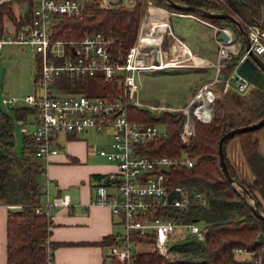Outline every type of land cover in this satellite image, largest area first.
Here are the masks:
<instances>
[{
	"label": "built area",
	"instance_id": "obj_1",
	"mask_svg": "<svg viewBox=\"0 0 264 264\" xmlns=\"http://www.w3.org/2000/svg\"><path fill=\"white\" fill-rule=\"evenodd\" d=\"M28 1L0 0V7L4 3L9 4L11 10V14L4 12L0 15V49L7 45L28 46L33 51V61L36 55L39 65L34 72L32 90L23 95H4L5 104L32 109L31 113L17 121L22 133L30 135L34 153L39 158L58 153L53 139L59 132L73 135L88 128L96 131L109 129L112 137L110 148L101 147L99 154L113 162L114 169L97 179L96 193L91 202L106 205L121 216L123 233L108 245V254L115 263L136 264L138 251L134 244L146 241L165 258L174 260L176 253L171 249L174 243L187 237H195L197 241L205 239L206 224L195 219L189 210L207 205L208 197L200 189L175 182L169 174L175 165L191 167L194 161L189 155L171 157L143 152L145 145L166 133V127L161 123L132 120L127 109L134 105L153 113L163 109L177 110L183 116L179 138L188 142L194 134L196 119L208 122L213 117L214 100L206 91V86L223 80L224 91L233 88L242 94L255 86L237 71V65L225 75L227 60L240 48L239 37L227 25L213 24L191 12L147 1L136 39L125 58L119 60L115 59L112 51L115 38L101 30L85 31L79 37L57 36L61 16L82 15L87 11V0H32L30 11ZM216 1L227 5V0ZM134 2L121 1L126 6H132ZM112 4L110 0H98L100 8H108ZM157 9L165 13L166 22L163 25L160 18L164 16L155 17ZM171 15L191 16L213 28L215 60L201 57V61L196 63L188 58L189 54L180 53L179 44L186 43L170 25ZM153 25L162 26V29L154 34L157 44L150 48L146 47L145 35H152L149 29ZM245 30L249 49L245 48L239 63L247 57L250 49L264 60V27L256 22H247ZM220 31L226 33V40L218 37ZM166 35L170 42L164 49ZM188 48L190 53L192 50ZM168 54L170 57H167ZM186 59L188 61L184 62ZM173 67H211L215 69V74L180 108L140 101V72ZM86 77L102 82L115 81L117 91L113 95L96 96L75 90L64 91L63 80L71 79L70 87L73 88L76 87L75 79ZM69 202V195L61 194L37 206L36 212L51 220L53 209L69 205ZM8 206L21 208L19 203ZM43 251V264H61L55 260L48 238L43 242ZM233 252L235 255L247 253L249 260L261 264V255L256 256L254 251L236 247Z\"/></svg>",
	"mask_w": 264,
	"mask_h": 264
},
{
	"label": "trees",
	"instance_id": "obj_2",
	"mask_svg": "<svg viewBox=\"0 0 264 264\" xmlns=\"http://www.w3.org/2000/svg\"><path fill=\"white\" fill-rule=\"evenodd\" d=\"M146 1L135 0L132 6L117 1L108 8H100L98 0H87L88 8L82 15L61 16L57 36L79 37L85 31L101 30L115 38L112 44L114 57L123 60L136 39ZM172 1L192 4L206 10H224L237 18L244 28L247 22H256L264 27L261 15L264 0H227V5L216 0ZM28 2L30 11L33 1ZM155 2L169 9L190 12L177 9L164 0ZM4 12L11 14L9 4L1 5L0 15ZM28 17L27 14L26 18ZM209 18L220 25L230 22L226 18ZM232 26L236 34H239L234 24ZM244 50L242 41L238 52L227 60L225 75L238 65ZM33 62L35 69L38 68L36 55ZM84 81L85 78L75 79L76 87L71 88L72 81L68 78L62 81V87L64 91H78ZM103 86L104 94L113 95L117 91L115 81L103 82ZM223 86L224 81L221 80L205 87L214 100L213 117L208 122L196 119L194 134L188 142H182L179 138L183 120L180 112L164 110L155 114L134 105L128 106L130 119L161 123L166 127V133L145 145L143 152L171 157L189 155L194 161L191 167L175 165L169 174L175 182L200 189L208 197L207 205L189 210V214L195 219L206 224L204 240L173 245L171 249L176 252L174 260L165 258L156 249L138 252L136 264H256L249 259L236 258L233 252L236 247L254 251L256 256L264 255V243H255L259 233H264V220L252 212L249 202L241 195L242 190L227 180L218 155V141L222 134L234 127L251 124L264 116V90L254 86L249 92L242 94L233 88L224 91ZM9 108L17 120L32 111L30 107ZM259 130H264V124L234 135L239 139L241 150L253 174L251 183L238 178L227 158L225 146L232 137L224 142L223 152L231 176L247 188L256 206L264 212V205L258 196L264 197V156L259 152L254 137V133ZM23 142L22 156L19 157L14 151L16 135L13 118L0 108V201L5 204H21V208H10L8 212L6 264H43V242L50 234L51 224V220L44 214L36 212L44 193L40 184L44 168L41 158L34 153V144L28 133H23ZM114 241L115 238L112 237L108 243Z\"/></svg>",
	"mask_w": 264,
	"mask_h": 264
},
{
	"label": "crops",
	"instance_id": "obj_3",
	"mask_svg": "<svg viewBox=\"0 0 264 264\" xmlns=\"http://www.w3.org/2000/svg\"><path fill=\"white\" fill-rule=\"evenodd\" d=\"M181 38L192 52L215 60L216 49L211 55H206L201 52L203 47L197 37ZM85 133L88 130L73 135L57 133L54 143L58 153L41 158L44 169L40 179L44 193L40 204L61 194H68L70 200L69 205H60L53 209L48 239L53 247L55 260L61 264H115L108 254V242L110 238L123 233L121 216L113 213L106 205L91 203L96 193L97 179L105 172L113 170L114 164L104 171L100 166L88 162L91 152L89 142L83 136ZM254 137L259 152L264 156V130L255 132ZM225 151L238 178L251 183L253 174L237 136L226 143ZM258 196L264 205V197L259 194ZM8 205L0 201V264H6V226L10 210ZM236 258L249 259L250 255L240 253ZM260 263L264 264V255H261Z\"/></svg>",
	"mask_w": 264,
	"mask_h": 264
},
{
	"label": "rangeland",
	"instance_id": "obj_4",
	"mask_svg": "<svg viewBox=\"0 0 264 264\" xmlns=\"http://www.w3.org/2000/svg\"><path fill=\"white\" fill-rule=\"evenodd\" d=\"M110 1L117 2L124 0ZM147 1L156 3L155 0ZM191 13L213 24L219 25V23L213 22L208 16L192 11ZM261 15L262 18H264V7L262 8ZM169 22L175 34L178 36L185 37L186 39L192 36L197 37L203 47L202 53L211 55L216 49L213 28L211 26L191 16L171 15ZM227 26L236 34L231 22H228ZM236 36H239V34H236ZM239 39L242 42V38L240 37ZM169 42L170 39H168L166 35L163 43L164 49H167ZM33 56V51L28 46L7 45L0 49V60L4 67L2 77V90L4 95H23L32 90V81L35 72ZM167 57H170V54H168ZM186 61L188 60H185V62ZM214 74L215 69L211 67H173L141 71V87L138 92V97L140 101L146 103L166 105L174 109L180 108L185 105L188 98H190L205 81L211 80ZM103 87V82L101 80L93 77H86L81 90H78V92L92 96L102 95L104 94ZM164 110L170 109L158 110L155 114ZM175 112H177V110H175ZM87 130L88 133H85L83 136L87 138L89 142V152H91V157L88 162L98 165L102 170L107 171L113 166V162L108 160L105 156L100 155L99 149L101 147L108 149L112 139L110 130L104 128L100 131H96L88 128L83 132ZM41 182L42 180L40 179V184ZM134 247L138 252H145L152 249L151 244L146 241H139L134 244ZM172 251L176 253L175 250L172 249Z\"/></svg>",
	"mask_w": 264,
	"mask_h": 264
},
{
	"label": "water",
	"instance_id": "obj_5",
	"mask_svg": "<svg viewBox=\"0 0 264 264\" xmlns=\"http://www.w3.org/2000/svg\"><path fill=\"white\" fill-rule=\"evenodd\" d=\"M169 5L186 11H192L196 12L198 14H202L208 17H217V18H226L228 19L234 26L236 27L240 37L242 38V41L244 43V46L246 49H249V39L247 36V32L245 28L241 25L239 20L235 18L230 13L224 11V10H206L204 8L197 7L192 4L172 1V0H164ZM218 37L220 39H227V35L224 31H220ZM238 72L245 77H247L251 82H253L257 87L262 88L264 90V60L258 56L256 53L253 52V50H249L247 57L242 60V62L238 66ZM4 73V67L2 65V62L0 60V108L7 113L8 115L12 116L13 118V124H14V130L16 135V143L14 145V151L15 153L20 157L22 156L21 149L24 145L23 142V133L18 125V121L16 118H14L12 111L10 108L5 104L4 102V94L2 90V77ZM264 124V116L260 119L256 120L255 122L247 125L237 126L234 127L228 131H226L222 136L219 138L218 141V155H219V163L222 168V171L224 172L227 180L233 184H236L241 188V195L246 198L247 202H249L252 212L264 220V212H262L255 204L252 196L249 194L247 188L242 185L241 183H238L230 174L229 168L227 166V163L224 158V152H223V144L224 142L233 137L235 134L240 133L242 131L246 130H252L255 128L260 127ZM191 241H197L195 237L193 238H187L184 240H180L174 245H181L184 243H188ZM255 243L257 244H263L264 243V233L260 232L258 237L255 240Z\"/></svg>",
	"mask_w": 264,
	"mask_h": 264
},
{
	"label": "bare ground",
	"instance_id": "obj_6",
	"mask_svg": "<svg viewBox=\"0 0 264 264\" xmlns=\"http://www.w3.org/2000/svg\"><path fill=\"white\" fill-rule=\"evenodd\" d=\"M156 14H157V16H155L156 18L157 17H161V15H162V17L164 16V18L163 19H161L160 18V21L162 20V25L163 24H165V22H166V19H165V13L162 11V10H160V9H157V11H156ZM153 21H158V20H154L153 19ZM155 25H157V24H155ZM162 29V26H154L153 25V27H151L150 29H149V32L151 31V33H152V35L151 34H149L148 33V37H146V35H145V40H146V47H150V48H153L155 45L154 44H157V41H155V39H153V36H154V34L156 35V33L157 32H159L160 30ZM144 34V33H143ZM147 38V39H146ZM179 50H180V53L183 55V54H189V59H192L194 62H196V63H199L200 61H201V56H199V55H197V54H195L194 52H192V51H190V53L188 52L189 51V48H188V46L186 45V44H179ZM187 60V59H186ZM185 62V61H184ZM197 66V65H196Z\"/></svg>",
	"mask_w": 264,
	"mask_h": 264
}]
</instances>
